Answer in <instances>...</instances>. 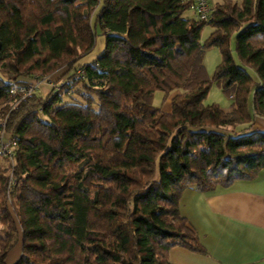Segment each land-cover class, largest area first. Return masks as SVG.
<instances>
[{"label":"trees","instance_id":"16d2710c","mask_svg":"<svg viewBox=\"0 0 264 264\" xmlns=\"http://www.w3.org/2000/svg\"><path fill=\"white\" fill-rule=\"evenodd\" d=\"M188 11V0H0V137L17 139L0 154V264L19 242L12 264H173L174 245L207 252L179 201L187 187L264 168V0L219 2L207 21ZM99 30L105 50L81 62ZM211 46L222 54L213 77ZM63 66L73 71L50 93L11 92ZM213 80L234 97L230 110L204 102ZM157 90H178L170 110Z\"/></svg>","mask_w":264,"mask_h":264},{"label":"crops","instance_id":"0c3cea01","mask_svg":"<svg viewBox=\"0 0 264 264\" xmlns=\"http://www.w3.org/2000/svg\"><path fill=\"white\" fill-rule=\"evenodd\" d=\"M72 71L63 66L50 74L40 85L47 83L41 94L68 80ZM157 91H161L163 100L159 107L170 110L175 93L165 96L164 91ZM255 119L256 126L264 127V117ZM179 208L207 252L174 245L169 252L173 264H264V168L255 177L235 180L229 186L218 185L207 191L187 187Z\"/></svg>","mask_w":264,"mask_h":264},{"label":"rangeland","instance_id":"374dc122","mask_svg":"<svg viewBox=\"0 0 264 264\" xmlns=\"http://www.w3.org/2000/svg\"><path fill=\"white\" fill-rule=\"evenodd\" d=\"M223 1H225V0H210V3L214 7L217 3L223 2ZM234 1H241V0H234ZM188 12L191 13L190 11H188ZM213 30H214V26H212L211 24H206L203 31H202L201 39L202 40L206 39ZM235 35L236 34L234 33L233 39H232V47H234ZM105 46H106L105 35L101 30H99V31H97L96 42H95L94 47L92 48V50L87 55H85L81 59V62L90 61V60L96 58L98 55H100L105 50ZM234 55H235V58L239 64L243 65L254 76L256 75L253 68H251L248 65H245L239 59V57L237 56L235 51H234ZM221 60H222V54H221L220 48L218 46H211V47L206 48L205 54H204V63L206 65L207 72H208L210 77H213V75H214L219 63L221 62ZM71 71H72V69H71ZM60 82L62 83V81H60ZM44 84H47V83H44ZM43 85H42V87L39 88L41 90L40 93L42 92V88H43V92H45V90H44L45 86L43 87ZM177 91L178 90H174L171 93V95L176 93ZM63 97H64V100H66V101L67 100H73L74 98L79 97V94H78L76 88L74 90H72L71 92H64V90H63ZM161 98H162L161 91H156L155 97H154L155 105H157V106L163 105L162 104L163 100ZM233 101H234V97L226 94L223 91L222 87L214 80L212 81L209 93L204 100V102L206 104L218 103L221 107H223L226 110H230L232 108ZM250 106H251V102H250ZM21 246H22V244H21V242H19L18 245L15 246L14 249L11 250V252H10L11 255L9 254L10 258L8 256V259H7L8 261H11V259H14V257L17 254H18L17 258L20 256Z\"/></svg>","mask_w":264,"mask_h":264},{"label":"built area","instance_id":"2783aa9c","mask_svg":"<svg viewBox=\"0 0 264 264\" xmlns=\"http://www.w3.org/2000/svg\"><path fill=\"white\" fill-rule=\"evenodd\" d=\"M189 1V11L190 14L200 20L207 21L210 19L211 12L213 7L210 3V0H188ZM83 72L82 69L78 71V74L81 75ZM45 78H40L38 76L31 77L28 79L27 83H22L19 85H13L11 87V92L15 93L17 91L23 92L25 95L30 92L40 88L41 83ZM57 87V85L55 86ZM17 146V139L15 136H8L5 132L2 133L0 137V154L3 155H13L15 147Z\"/></svg>","mask_w":264,"mask_h":264}]
</instances>
